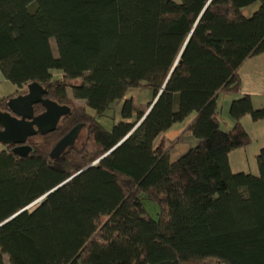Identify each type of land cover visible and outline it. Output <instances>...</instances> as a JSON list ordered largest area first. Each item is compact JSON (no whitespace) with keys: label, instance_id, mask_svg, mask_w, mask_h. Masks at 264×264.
Instances as JSON below:
<instances>
[{"label":"trees","instance_id":"obj_1","mask_svg":"<svg viewBox=\"0 0 264 264\" xmlns=\"http://www.w3.org/2000/svg\"><path fill=\"white\" fill-rule=\"evenodd\" d=\"M262 52L264 0H0V71L16 86L0 110L31 82L70 108L53 131L27 138V156L2 145L0 224L86 168L0 226V264H264V146L257 175L229 164L251 141L241 119L264 120L238 73ZM162 86L140 125L97 161ZM132 88L151 91L145 110L125 98ZM221 93L233 96L227 130ZM120 102L121 120L106 130L97 117ZM192 112L174 142L155 146ZM78 124L84 140L50 160ZM185 133L196 145L170 161ZM146 201L158 206L156 218Z\"/></svg>","mask_w":264,"mask_h":264},{"label":"water","instance_id":"obj_2","mask_svg":"<svg viewBox=\"0 0 264 264\" xmlns=\"http://www.w3.org/2000/svg\"><path fill=\"white\" fill-rule=\"evenodd\" d=\"M177 61L174 63L176 65ZM173 66V67H174ZM173 69V68H172ZM164 86L160 89L157 96L152 101L150 107L144 113L142 118L136 123V125L127 133V135L112 148L109 152L104 154L97 161L102 159L104 156L109 154L113 149H115L120 143H122L143 121L151 107L155 103L156 99L162 92ZM45 94L44 88L37 82L28 83L26 86V92L24 94H19L17 96L11 97L6 101V110H0V144L15 145L13 152L20 156H27L31 148L25 144L27 138L35 136L37 134H45L53 131L60 118L66 116L70 112V108L66 105H60L57 102L44 98ZM41 104L44 110L38 114L34 113L33 106L36 104ZM81 125L78 124L70 129L54 146V148L49 153L50 160H56L67 147L74 145L75 141L78 139ZM95 161L93 164H95ZM92 165V164H91ZM86 169V168H85ZM83 169V170H85ZM83 170L77 172L72 177L68 178L66 181L62 182L55 188L51 189L37 201L33 202L29 206L18 211L8 219L4 220L1 224L3 225L13 217H15L20 212L27 210L29 207L34 205L36 202L40 201L49 193L56 190L58 187L63 185L65 182L78 175ZM221 264V263H212Z\"/></svg>","mask_w":264,"mask_h":264},{"label":"rangeland","instance_id":"obj_3","mask_svg":"<svg viewBox=\"0 0 264 264\" xmlns=\"http://www.w3.org/2000/svg\"><path fill=\"white\" fill-rule=\"evenodd\" d=\"M258 7V3H255L249 7L244 8L243 12L246 16H249L256 8ZM50 44L53 50L54 55L55 52V45L53 40H50ZM52 76L54 78H57L60 76V72L53 71ZM4 84L0 87V95H6L10 92H13V89H16V86L11 84L10 82L6 81L4 79ZM69 95L71 94L70 91H68ZM232 95H228L225 93H221L217 97V105H218V112H219V120L221 123V128L224 130H227L229 127H231V119L228 114V107L229 103L232 99ZM125 98H131L133 101V104L140 110H145L149 103L152 100V94L149 89L146 88H132L129 89L125 95ZM77 104H83V101L81 100H75ZM121 103L114 104L110 109L106 111V113L103 116L97 117V121L106 129L110 130L114 123H117L121 120L120 117V107ZM92 112V110L88 109ZM194 116V112L190 113L186 116L181 122H177L173 124L167 131H165L163 134H161L156 140H155V146L157 148H167L171 142H174L176 135L180 133L183 129L186 128L188 123L192 120ZM135 118H132L131 120H134ZM85 138V131H82L81 135L78 136V142H82ZM197 139L191 135L190 133H185L183 135H180V138L175 143L173 148L169 152V159L170 161L176 160L179 156L185 154L191 147L195 146L197 143ZM2 148V145L0 144V149ZM145 207L154 218L157 217L158 214V206L156 204H153L149 201L145 202Z\"/></svg>","mask_w":264,"mask_h":264},{"label":"crops","instance_id":"obj_4","mask_svg":"<svg viewBox=\"0 0 264 264\" xmlns=\"http://www.w3.org/2000/svg\"><path fill=\"white\" fill-rule=\"evenodd\" d=\"M238 73L241 80V93L250 95L255 108L264 107V52L246 59ZM4 82L0 71V87ZM3 96L5 95H0V98ZM241 124L249 134L251 141L246 147L229 153L230 168L233 172H248L257 175L255 156L264 146V120L254 122L246 115L241 119ZM6 264H9L8 260Z\"/></svg>","mask_w":264,"mask_h":264}]
</instances>
